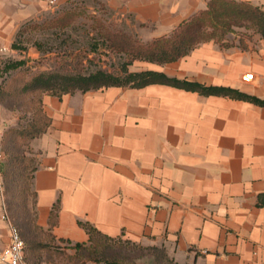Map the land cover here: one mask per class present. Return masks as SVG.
Returning <instances> with one entry per match:
<instances>
[{
	"label": "crops",
	"instance_id": "obj_1",
	"mask_svg": "<svg viewBox=\"0 0 264 264\" xmlns=\"http://www.w3.org/2000/svg\"><path fill=\"white\" fill-rule=\"evenodd\" d=\"M69 1L0 0V64L21 51L13 43L23 25ZM102 1L148 41L169 35L210 0ZM245 43L211 40L175 61L135 60L129 70L264 99V37ZM43 104L51 123L33 142V188L44 228L60 203L51 229L57 239L87 242L79 224L86 220L110 236L163 247L175 264H264V105L166 83L46 94ZM16 122L0 104V145ZM4 210L0 179L1 247L10 242Z\"/></svg>",
	"mask_w": 264,
	"mask_h": 264
},
{
	"label": "rangeland",
	"instance_id": "obj_2",
	"mask_svg": "<svg viewBox=\"0 0 264 264\" xmlns=\"http://www.w3.org/2000/svg\"><path fill=\"white\" fill-rule=\"evenodd\" d=\"M248 1L264 9V0ZM118 31L127 32L142 40L137 33L131 32L118 22L102 0H70L57 6L43 19L31 20L23 25L17 38L21 51L14 57L5 58L4 61L25 59V64L8 72H1L0 68V104L18 117V122L9 126L1 139L0 148L3 155L0 158V179L3 201L10 220L19 227L22 235H26L31 241H50L46 232L41 233L35 226L36 192L27 184L30 180L26 177L27 174H24V169L29 170L37 165L39 151L33 145L37 137H13L9 129L24 130L29 127L38 109L39 97L45 93H59L44 88L28 92L23 89V85L43 72L76 75L88 74L101 68L123 74L122 64L129 57L119 53L105 39L107 33ZM254 35L260 34L254 29L236 28L235 33H229L226 37L239 40L240 37L253 38ZM2 65L3 63L0 67ZM46 84L51 86L55 82ZM42 122L45 120L41 119L37 126H41ZM6 132L8 141L3 151ZM50 242L51 246L55 247L43 250L41 264L73 263L71 248L58 240ZM151 253L152 251L146 250L135 252L136 264H166Z\"/></svg>",
	"mask_w": 264,
	"mask_h": 264
},
{
	"label": "trees",
	"instance_id": "obj_3",
	"mask_svg": "<svg viewBox=\"0 0 264 264\" xmlns=\"http://www.w3.org/2000/svg\"><path fill=\"white\" fill-rule=\"evenodd\" d=\"M236 28L254 29L261 37H264V9L248 0H210L208 7L193 14L184 20L169 35L160 36L148 41H142L133 37L127 32L118 31L113 34L107 33L105 39L119 53H124L129 59L122 64L123 74H117L107 69H97L88 74L61 75L55 73H40L35 75L23 85V89L28 92H36L40 88L52 89L62 95L65 93H74L78 90L88 91L109 86H131L143 87L152 83H166L187 90L198 91L204 95H227L235 98L249 100L259 105H264V99L255 95L247 94L239 89L223 85H206L198 81L182 79L175 76H169L162 71L147 69L142 71H130L129 65L135 60H144L165 64L175 61L198 47L203 42L215 41L224 47L239 45L246 47L245 38L229 39L226 37L229 33H235ZM20 32V30H19ZM18 32V35H19ZM17 35V38H18ZM250 38V37H249ZM13 47L20 49L21 45L16 40ZM25 59L4 61L1 72H8L19 68L25 64ZM47 82H55L51 86H46ZM42 89L43 91H45ZM2 86H0V92ZM42 94L38 99V109L32 123L24 130L9 129L11 136L26 135L27 137H40L48 129L51 119L44 110ZM41 119L42 125L37 126ZM8 132V131H7ZM7 132L5 133V142L2 145L3 151L7 147ZM7 134V135H6ZM37 165L32 169H24V174L30 180V186L33 187L34 173ZM23 176V177H25ZM29 186V185H28ZM34 189V188H33ZM36 192V191H35ZM37 198V197H36ZM264 204V193L259 196V205ZM60 203L57 201L51 211L50 227L44 228L37 223L36 228L47 234L50 241L64 242L66 247L74 249L72 254V264H86L89 261L106 264H136L134 253L137 251H152L151 254L166 264H175L169 258L166 250L158 246H145L141 243L123 238L122 236L113 237L103 233L93 223L86 220H79V224L89 234L87 242H73L70 239H57L51 232L52 227L57 222ZM21 232V230H20ZM22 235V233H21ZM25 242V255L31 264H41L43 259V250L50 249L51 242L43 239L31 241L22 235Z\"/></svg>",
	"mask_w": 264,
	"mask_h": 264
},
{
	"label": "built area",
	"instance_id": "obj_4",
	"mask_svg": "<svg viewBox=\"0 0 264 264\" xmlns=\"http://www.w3.org/2000/svg\"><path fill=\"white\" fill-rule=\"evenodd\" d=\"M51 4L55 5V0H51ZM2 155L3 153L0 148V158ZM3 218L9 223L10 242L4 247L0 245V264H31L25 255V242L19 227L10 220L6 210H4Z\"/></svg>",
	"mask_w": 264,
	"mask_h": 264
}]
</instances>
